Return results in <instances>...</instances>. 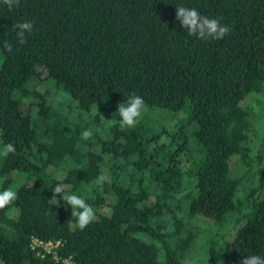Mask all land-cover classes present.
Instances as JSON below:
<instances>
[{
	"label": "trees",
	"instance_id": "16d2710c",
	"mask_svg": "<svg viewBox=\"0 0 264 264\" xmlns=\"http://www.w3.org/2000/svg\"><path fill=\"white\" fill-rule=\"evenodd\" d=\"M177 6L219 18L230 33L189 36ZM26 20L34 31L19 45L14 25ZM4 41L13 44L11 54ZM133 94L147 111L135 128L121 127L118 106ZM258 102L264 0H20L12 11L0 3V148L16 147L0 156V176H9L0 191L17 192L0 210V264L264 257ZM168 111L172 124L153 117ZM253 129L260 142L251 157ZM85 131L92 133L87 140ZM189 132L200 143L199 159L187 146ZM233 156L247 174L258 170L244 190ZM101 175L108 177L102 184ZM58 183L95 210L83 231L62 197L50 201ZM34 236L59 239L57 258L32 249Z\"/></svg>",
	"mask_w": 264,
	"mask_h": 264
},
{
	"label": "clouds",
	"instance_id": "9594fccd",
	"mask_svg": "<svg viewBox=\"0 0 264 264\" xmlns=\"http://www.w3.org/2000/svg\"><path fill=\"white\" fill-rule=\"evenodd\" d=\"M0 3L7 6L9 11H12L20 6V0H0ZM176 19L182 27L187 30L189 36H196L201 40H221L230 33L228 26L221 24L219 18H209L201 15L195 8H187L184 6L176 7ZM16 30L17 43L25 45L27 36L34 31V23L32 21H23L14 25ZM3 48L11 54L14 46L11 42L4 41ZM147 111V106L144 99L139 95H131L126 102L119 104L118 113L120 116L121 127L135 128ZM112 123V120H107ZM92 133L85 131L82 133V138L87 140ZM16 147L13 143L4 144L0 148V156L7 158L9 155H14ZM108 177L101 175L97 178V183H104ZM9 176L7 174L0 176V182H7ZM66 186L63 183H58L52 190L53 197L50 201L58 203L57 197H62L67 205L71 206L72 216L77 218V224L81 231L87 228L96 220V212L86 200L75 194H68L65 191ZM17 200V192L11 188H5L0 191V210L12 205ZM240 264H264V257L259 255L247 256L240 261Z\"/></svg>",
	"mask_w": 264,
	"mask_h": 264
},
{
	"label": "rangeland",
	"instance_id": "374dc122",
	"mask_svg": "<svg viewBox=\"0 0 264 264\" xmlns=\"http://www.w3.org/2000/svg\"><path fill=\"white\" fill-rule=\"evenodd\" d=\"M43 91H44V89H43ZM255 109H256V111L261 112L264 109V102H261V103L258 102L257 103V106H255ZM160 110H162V109H160ZM164 110L165 109H163V111ZM170 113L173 114V112H171V111H168V114H167V112H155L154 115H153V117L154 118L155 117H157V118L160 117V119H164L166 121H169V123L172 124L173 123L172 120H173V116L174 115H172V114L169 115ZM257 117H260V115H257ZM177 119H178V116H177ZM255 129L259 130L260 127H257ZM255 129H253L252 132H251V139H252V141H251L250 144L254 147L253 148V152L251 153V157H254L255 156L254 152L256 151V147L259 146V142H260L259 138L257 137L258 135L255 134V132H256ZM187 144H188L187 145L188 148L191 151L190 154H192V156H194L193 158H198L199 159V157H200L199 148H201V146H200V143L197 140L196 136L194 135V132H191V133L189 132L188 133V136H187ZM231 162H232L231 167H232L233 174H236L237 176H241V175L244 176L245 175V178H243V181H242L241 190L242 189L244 190L246 187L252 185V181L256 179V175H257L258 170L255 172L256 174L250 175V173L247 174V172H248L247 168L240 162V160L238 159V157L233 156ZM252 166L254 167V164ZM255 169H258V167L257 168L255 167ZM242 196L243 195H241V197ZM152 199H154V197Z\"/></svg>",
	"mask_w": 264,
	"mask_h": 264
},
{
	"label": "built area",
	"instance_id": "2783aa9c",
	"mask_svg": "<svg viewBox=\"0 0 264 264\" xmlns=\"http://www.w3.org/2000/svg\"><path fill=\"white\" fill-rule=\"evenodd\" d=\"M61 244V241L59 239L57 240H44L39 237H32L30 240V247L41 256H44L46 254L52 253L56 258V247H58ZM64 262L68 263L67 259L63 260Z\"/></svg>",
	"mask_w": 264,
	"mask_h": 264
}]
</instances>
